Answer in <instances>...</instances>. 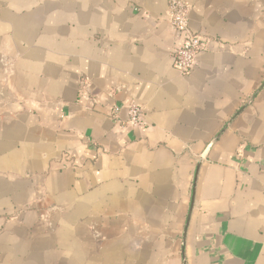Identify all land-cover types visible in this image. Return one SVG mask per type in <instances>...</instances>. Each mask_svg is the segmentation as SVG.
Listing matches in <instances>:
<instances>
[{"label": "crops", "instance_id": "0c3cea01", "mask_svg": "<svg viewBox=\"0 0 264 264\" xmlns=\"http://www.w3.org/2000/svg\"><path fill=\"white\" fill-rule=\"evenodd\" d=\"M187 1L181 74L167 0H0V264H264V0Z\"/></svg>", "mask_w": 264, "mask_h": 264}, {"label": "built area", "instance_id": "2783aa9c", "mask_svg": "<svg viewBox=\"0 0 264 264\" xmlns=\"http://www.w3.org/2000/svg\"><path fill=\"white\" fill-rule=\"evenodd\" d=\"M169 23L173 30L182 38L174 54V66L181 74L188 73L194 65L195 56L201 47L200 37L189 26L190 3L187 0H167ZM117 108H114L116 111ZM128 123L132 126L140 125L141 108L131 103L128 107Z\"/></svg>", "mask_w": 264, "mask_h": 264}]
</instances>
